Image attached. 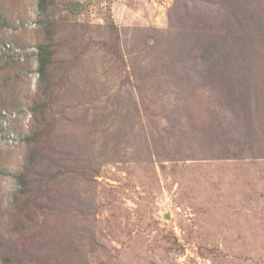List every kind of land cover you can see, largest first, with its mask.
<instances>
[{
	"label": "rangeland",
	"instance_id": "1",
	"mask_svg": "<svg viewBox=\"0 0 264 264\" xmlns=\"http://www.w3.org/2000/svg\"><path fill=\"white\" fill-rule=\"evenodd\" d=\"M48 14L0 0V264H264V0ZM208 41L240 73L213 75ZM226 71L256 92L242 111Z\"/></svg>",
	"mask_w": 264,
	"mask_h": 264
},
{
	"label": "trees",
	"instance_id": "2",
	"mask_svg": "<svg viewBox=\"0 0 264 264\" xmlns=\"http://www.w3.org/2000/svg\"><path fill=\"white\" fill-rule=\"evenodd\" d=\"M53 2V0H37V10L40 14H42L43 16H45V18H47V16L49 15L48 13L51 10V3ZM264 26V25H262ZM237 42V40L235 41V43ZM208 43L210 44V46H204V49L199 53L198 57L199 60L204 63L205 65H210L212 66V74L215 75L217 77L218 73L220 71H222V63H228L227 62V54L224 52L223 54L221 53H215V48L212 47V43L211 41ZM227 47V46H226ZM38 55H37V61H38V74L40 76V79L44 80L46 79V77L49 75V70H50V66L52 63V53L53 51L50 49V46H38ZM216 54L219 56L216 58ZM225 58V59H223ZM225 68L228 71L230 68H234L235 73H240L236 67H235V63L233 61V65L230 67L229 65L225 64ZM226 71V78L227 81L224 83L225 84V89L221 88V90H228L230 93L224 94L222 93V96L225 97H231V98H236L238 96H240V99L238 101H234L232 102L230 105L235 108L237 111H242L243 108H245L247 106V102L249 100V97L256 94V92H250L249 91V85L245 84L243 87V92L240 95V89L242 86V83H245L246 81H243L242 78L243 76H235V73H227ZM221 81V77H218ZM216 81V78H214ZM223 82V81H222ZM239 82V86H237V83ZM243 113V112H241ZM174 125L172 127H170L169 130L170 132L173 131ZM182 129V127H181ZM193 132L190 130V134H192ZM185 135L184 132L181 131L180 136L183 137ZM28 143L33 144L29 139L27 140ZM35 144V143H34ZM37 149L35 147H32L31 150L29 151V156H28V170H31L33 168L37 167L39 165V163H41L42 161H40L38 164L37 163H33L34 161H36V159L38 158V154H37ZM238 157V156H235ZM21 178L25 179V175L22 174ZM34 182H38V181H33ZM33 186H30L28 188V192H31L33 190ZM5 238L2 239V237H0V246H2L3 248H10V246L8 245V241L5 242Z\"/></svg>",
	"mask_w": 264,
	"mask_h": 264
}]
</instances>
